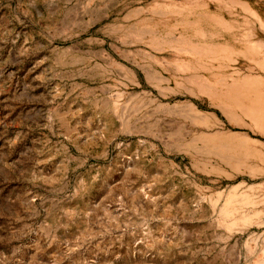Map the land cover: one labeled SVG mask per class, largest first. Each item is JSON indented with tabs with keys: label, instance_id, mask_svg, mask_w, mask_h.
<instances>
[{
	"label": "rangeland",
	"instance_id": "rangeland-1",
	"mask_svg": "<svg viewBox=\"0 0 264 264\" xmlns=\"http://www.w3.org/2000/svg\"><path fill=\"white\" fill-rule=\"evenodd\" d=\"M246 81L264 0H0V264H264Z\"/></svg>",
	"mask_w": 264,
	"mask_h": 264
},
{
	"label": "bare ground",
	"instance_id": "bare-ground-1",
	"mask_svg": "<svg viewBox=\"0 0 264 264\" xmlns=\"http://www.w3.org/2000/svg\"><path fill=\"white\" fill-rule=\"evenodd\" d=\"M251 49L255 50L253 47ZM199 52L203 53V54H201V56H212V55H216L219 52H223L226 55L233 56V53H234V52H232V50H230L229 47L213 46V45L201 47V48H199L197 53H199ZM247 78L252 79V77H246V79ZM255 82L256 81H246V82H243L242 84H238V85H236L235 83L232 84L231 86L226 85L225 87H223V90L225 92H223L221 89L218 91H213V90H211V88H208V87H202L200 90L207 93L208 96H210V98L213 101H215V102L218 101L220 103V108L222 109L223 113L225 115H227L228 119L235 121L233 118V115H232V113H233L232 111L234 109L239 110L244 116L249 118L250 116L253 117L255 112L264 108V93L257 89L258 86L255 89L253 88L254 87L253 84H255ZM228 87H230V88H228ZM251 88L256 90L255 95H250V93L247 91V90L252 91ZM232 89L235 90L234 91L235 93H232ZM231 109H232V111H231ZM260 116H262V115H260ZM251 121L254 123V125H257L258 127H260L262 125L261 122H263V121L257 120V119H252ZM234 201L235 200L230 196L227 198L226 203L228 206L223 211L225 214H227L231 211V210H229V207ZM243 201H244V203H247V202H249V199L246 197V198H243ZM248 221H249L248 218H244L243 219V222H244L243 225L248 223ZM262 222H264V221H262Z\"/></svg>",
	"mask_w": 264,
	"mask_h": 264
}]
</instances>
